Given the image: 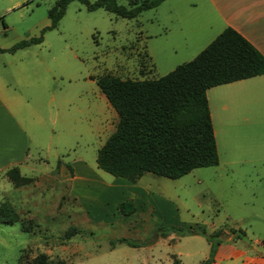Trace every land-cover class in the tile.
<instances>
[{"label":"rangeland","instance_id":"374dc122","mask_svg":"<svg viewBox=\"0 0 264 264\" xmlns=\"http://www.w3.org/2000/svg\"><path fill=\"white\" fill-rule=\"evenodd\" d=\"M53 2L0 0V46L37 35ZM183 2L161 1L123 18L70 0L39 43L0 52L6 86L21 92L16 115L31 136L19 172L33 178L14 186L0 170V201L13 206L25 225L31 220L25 229L19 221L0 222V264H27L38 252L65 264H200L208 253L205 237L155 235L163 225L218 230L225 238L244 230L250 239L264 240V132L239 135L234 116L229 132L216 134V164L174 178L144 172L134 181L96 166V150L117 114L95 78L106 72L157 77L193 57L209 40L179 17L185 7L194 11ZM173 6L176 17L168 14ZM121 201L133 209L121 211ZM70 227L75 232L65 236ZM168 236L177 239L167 243Z\"/></svg>","mask_w":264,"mask_h":264},{"label":"trees","instance_id":"16d2710c","mask_svg":"<svg viewBox=\"0 0 264 264\" xmlns=\"http://www.w3.org/2000/svg\"><path fill=\"white\" fill-rule=\"evenodd\" d=\"M70 0H54L47 7L48 23L34 36L21 38L7 48L12 51L41 41L45 29L55 27ZM87 10L103 8L123 18L135 17L140 11L156 6L161 0H78ZM3 27L5 24L2 21ZM264 72V56L237 30L223 27L193 57L176 64L157 77L121 78L109 72L95 78V83L117 114L114 129L95 153V163L114 176L134 181L142 173L178 177L194 167L217 163V152L208 111L205 89ZM68 168L70 166L66 165ZM14 186L32 183V176L20 174L17 165L4 170ZM118 208L130 212L133 207L121 201ZM13 206L0 201V222L19 221L22 229L29 227ZM155 235L201 234L209 242L208 255L200 264H209L218 233H206L203 227L163 225ZM75 228L64 234L70 236ZM173 239V237H171ZM126 244L136 242L119 238ZM152 239L148 240L150 242ZM147 242V243H148ZM27 264H65L51 260L44 252L36 253Z\"/></svg>","mask_w":264,"mask_h":264},{"label":"crops","instance_id":"0c3cea01","mask_svg":"<svg viewBox=\"0 0 264 264\" xmlns=\"http://www.w3.org/2000/svg\"><path fill=\"white\" fill-rule=\"evenodd\" d=\"M181 1H184L183 3L185 6L187 5L188 7L194 8V11H190V9L185 7V11H182L184 14L180 13L179 17L183 19L184 23L187 22L189 30H194L195 36L210 41L223 27L230 26L244 36L264 56V0ZM181 8L183 10V6ZM178 12V9L173 6L170 8L168 14H170L171 17H176V13ZM7 47L6 45L0 46V52L8 51L4 49ZM23 47H18L16 49ZM147 57L150 60V56L148 55ZM1 62L0 170L4 171L11 165H17V167H19V165L26 163L31 136L27 133L21 120L16 115V106L21 103V92L16 91L14 86H11L10 89L6 86V65L3 61ZM149 63L151 62L148 61V64ZM139 67L140 66H138V69H140ZM15 75L16 73L13 74L14 77L12 80L17 81L18 76ZM17 75H19L18 72ZM208 92L212 98L211 104L209 102ZM39 94L40 89L37 91L36 99L39 98ZM205 96L215 147H217L215 139L216 134L229 132L232 126L230 123L231 120L229 119L232 116L238 121L237 126H234V128L239 135L246 136L247 138L249 136L255 138L257 137L256 134H254L255 131L260 132V135L262 134L261 131L264 132V72L211 85L205 89ZM50 98H52V96H50ZM166 238H168L167 243L177 239V237L170 239V236ZM154 243L155 241L152 244ZM263 243L264 240H257L256 238L250 239L244 230L243 233L236 238L224 237L216 245L212 260L209 264H264V248L259 247V244ZM207 246L209 249L208 241ZM170 254H173L174 258L179 262L176 253ZM207 255L208 253L206 255L204 254L201 261L205 259Z\"/></svg>","mask_w":264,"mask_h":264},{"label":"water","instance_id":"95a60500","mask_svg":"<svg viewBox=\"0 0 264 264\" xmlns=\"http://www.w3.org/2000/svg\"><path fill=\"white\" fill-rule=\"evenodd\" d=\"M219 238L223 239L224 236L222 235V233L219 234Z\"/></svg>","mask_w":264,"mask_h":264}]
</instances>
